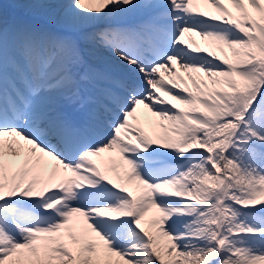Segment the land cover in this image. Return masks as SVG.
Returning a JSON list of instances; mask_svg holds the SVG:
<instances>
[{"label":"snow or ice","instance_id":"1","mask_svg":"<svg viewBox=\"0 0 264 264\" xmlns=\"http://www.w3.org/2000/svg\"><path fill=\"white\" fill-rule=\"evenodd\" d=\"M0 264H264V0H0Z\"/></svg>","mask_w":264,"mask_h":264}]
</instances>
